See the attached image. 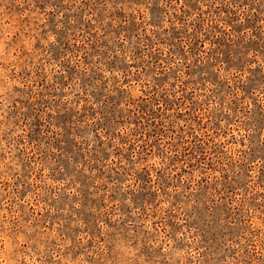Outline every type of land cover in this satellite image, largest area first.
Here are the masks:
<instances>
[{
	"label": "rangeland",
	"instance_id": "obj_1",
	"mask_svg": "<svg viewBox=\"0 0 264 264\" xmlns=\"http://www.w3.org/2000/svg\"><path fill=\"white\" fill-rule=\"evenodd\" d=\"M0 8V38L27 57L21 87L0 71V230L38 264H229L241 240L264 247V0ZM237 124L233 157L218 141Z\"/></svg>",
	"mask_w": 264,
	"mask_h": 264
},
{
	"label": "clouds",
	"instance_id": "obj_2",
	"mask_svg": "<svg viewBox=\"0 0 264 264\" xmlns=\"http://www.w3.org/2000/svg\"><path fill=\"white\" fill-rule=\"evenodd\" d=\"M0 11H3L0 8ZM144 14L147 15V10H144ZM13 34L14 32H9L0 38V71H3L7 77V82L9 85L15 87H21V83H17V79L15 76L19 75V72L22 71L21 65L24 64V59L27 57L21 58L22 51L21 45L19 43L13 44ZM52 38L50 37L49 40ZM27 45V51H31L32 45L34 41H29L24 39L22 41ZM49 41H45L47 44ZM38 58V57H37ZM32 67H35L33 65ZM31 70V69H29ZM136 95H140L139 86H137ZM248 105L251 106V101H248ZM0 120H4L7 116V112L3 109H0ZM9 126L5 124L3 126L2 131H8ZM22 129H17V132L13 133V135H18ZM248 132H245V129L242 128L239 124L234 126L231 130V134L227 136H221L218 143L226 145L225 151L229 153V155L236 157L238 153L244 149H246L248 141L246 137ZM236 137L235 143H228L232 139V137ZM244 139V143H239L240 140ZM217 143V142H216ZM151 163L157 167L162 168L167 164V161H161L159 157H154ZM165 208L168 207V204L165 203L163 205ZM183 238V234L180 236ZM254 239L253 245L247 244L246 240H241V243L238 245H233V247L238 248L239 251L236 253V256L229 261V264H264V247L260 246L259 240ZM261 240H264V234L260 237ZM28 243L24 241L23 235H17L15 239H13L10 225L7 221L4 222V228L0 230V264H20L21 261H24V264H38V258L35 252L29 247L27 249L24 248V243ZM192 243V241H189ZM173 241H168V247L165 251L171 250ZM245 248H247V254H245ZM41 252H43V246H41ZM135 249L125 248L124 252L128 256H135ZM202 250H197L196 248H192L186 251H178L175 253L176 257L184 258L186 256L196 258L200 256V252ZM79 264H86V261L83 257L80 258ZM108 264H111V261H108ZM181 264H184L183 260Z\"/></svg>",
	"mask_w": 264,
	"mask_h": 264
}]
</instances>
